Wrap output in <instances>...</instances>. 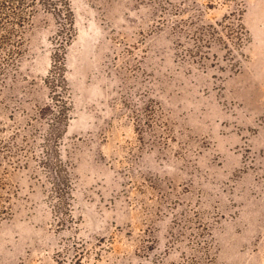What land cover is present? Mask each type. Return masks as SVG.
Segmentation results:
<instances>
[{
    "label": "rangeland",
    "instance_id": "obj_1",
    "mask_svg": "<svg viewBox=\"0 0 264 264\" xmlns=\"http://www.w3.org/2000/svg\"><path fill=\"white\" fill-rule=\"evenodd\" d=\"M71 2L0 51V264H264V0Z\"/></svg>",
    "mask_w": 264,
    "mask_h": 264
},
{
    "label": "trees",
    "instance_id": "obj_2",
    "mask_svg": "<svg viewBox=\"0 0 264 264\" xmlns=\"http://www.w3.org/2000/svg\"><path fill=\"white\" fill-rule=\"evenodd\" d=\"M46 11L54 13L62 20V23L69 28L68 34L72 35L74 23V13L71 0H0V51L9 54L11 60H15L21 54L24 43L25 27L30 23L31 19L38 11ZM60 69L64 68L65 63L60 61ZM70 111L65 105H62L58 112V117L65 120L69 117ZM55 118L56 120H59ZM58 123V122H57ZM55 131L60 130L55 123L52 125ZM14 138H18V133ZM13 138V140H14ZM51 139L48 138L47 142ZM19 144L15 145V140L1 138L0 139V167L2 161H6L8 157L14 158ZM44 166L51 172L59 185V190L71 183L68 169H66L63 161L55 160L52 153L45 157ZM16 162V161H15ZM14 161H12V164ZM15 165V164H13ZM61 185V187H60ZM0 181V224L13 214L10 197L3 191ZM188 264H197L191 261Z\"/></svg>",
    "mask_w": 264,
    "mask_h": 264
}]
</instances>
